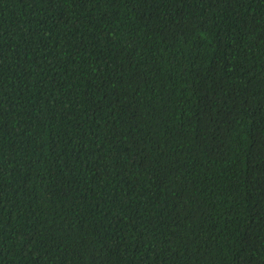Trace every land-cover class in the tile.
Segmentation results:
<instances>
[{"label":"trees","instance_id":"trees-1","mask_svg":"<svg viewBox=\"0 0 264 264\" xmlns=\"http://www.w3.org/2000/svg\"><path fill=\"white\" fill-rule=\"evenodd\" d=\"M0 264H264V0H0Z\"/></svg>","mask_w":264,"mask_h":264}]
</instances>
